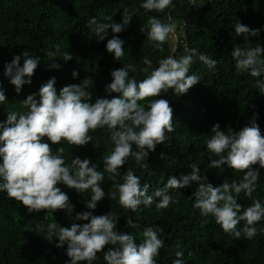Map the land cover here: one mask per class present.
Segmentation results:
<instances>
[{"label":"trees","instance_id":"trees-1","mask_svg":"<svg viewBox=\"0 0 264 264\" xmlns=\"http://www.w3.org/2000/svg\"><path fill=\"white\" fill-rule=\"evenodd\" d=\"M140 3L141 0H0V87L5 90L7 98L5 104L0 105V121L6 120L8 112H27L22 101L38 92L51 77H56L58 91L91 77L87 90L92 93L91 102L94 103L98 98L112 99L120 95L115 92L109 95L105 91L112 80V70L134 64L137 72H130L129 76H135L140 81L146 75L140 71L144 67V58L152 60L155 68L160 59L168 56L179 59L188 54L186 48L197 49L198 54L218 61L217 71H210L197 57H193L189 74L199 75L201 80L186 94L175 96L169 89L160 97H149L140 102L146 106L152 99H166L173 109L174 131L167 133L169 139L157 145L149 160L144 161L149 167L140 168L130 158L128 164L122 166L121 175L131 168L141 176L142 184H150L149 194L163 187L170 176L179 178L181 174H187L191 171V163L200 167L201 174L206 175L213 186L232 183L233 180L240 182L243 178L241 172H233L226 165L222 168L208 167L211 159L217 157H209L205 141L213 135L211 129L214 124L219 123L221 130L227 131L231 127L238 132L255 114H258L256 122L264 135V95L255 86L257 78L237 72L231 57L235 47H264V31L258 38L246 41L243 36L235 37L236 22L252 29L264 26V0H197L198 4H202L199 7L190 5L188 0H173L174 6L163 13H146L139 8ZM125 9L133 14V20L121 33L114 34L109 29L106 39L99 41L88 29L87 24L93 17L108 23L104 17L112 16L114 22L120 23ZM135 9L139 11L135 12ZM152 16H157L163 23L176 24L177 39L173 41L169 37L162 46L163 51L157 49L144 33ZM113 35L125 41V56L121 61L115 60L105 47ZM55 44L61 45L55 62L62 67L49 69L47 65L52 60L47 52L55 51L54 47L50 49ZM24 51L40 57L41 64L32 76V83L25 84L22 91L16 93L15 86L4 75L5 64ZM66 51L73 57L67 62L62 59ZM23 62L21 60V66ZM74 69L79 72L76 79L71 76ZM89 134L93 140L84 146L72 148L66 141L59 145L49 143L53 151L58 147L64 148L67 164L77 156L91 158L93 163L100 165L98 171L103 172V157L112 149L109 133L107 129H97ZM252 167L261 173L253 198L264 201V168H259L258 164ZM117 181L122 182L120 177ZM113 183L105 173L101 187L106 193L112 189ZM57 186L68 194L75 206L73 217L78 212L90 211L84 203L90 199V190L82 194L62 184ZM198 186L193 184L171 192L179 202L160 211H156L153 204L151 208L141 206L135 213L126 212L117 201H111L106 195L98 203L94 214L99 216L111 211L120 216L117 230L133 233L137 243L143 239L145 227L159 225L163 228L161 239L165 247L156 258L157 264H173L177 251L184 252L187 264H264V234L252 240L235 239L211 217L199 216V210L192 206L194 199L190 198ZM239 202L246 209L253 201L241 193ZM128 217L133 219L136 228L126 227ZM203 219H208L209 223L202 226ZM53 222L70 227L73 222L83 224L88 221H73L64 210L55 213L41 210L29 214L26 206L0 192V264H66L70 259L66 254L67 245L57 248L58 238L51 242L45 238L46 226ZM40 225H44L45 230L37 233ZM257 227L264 228V220ZM109 247L105 246V250L97 254L94 264H106L104 254Z\"/></svg>","mask_w":264,"mask_h":264},{"label":"clouds","instance_id":"clouds-1","mask_svg":"<svg viewBox=\"0 0 264 264\" xmlns=\"http://www.w3.org/2000/svg\"><path fill=\"white\" fill-rule=\"evenodd\" d=\"M188 2L196 7L202 5L197 0ZM170 6H174L173 0H141L139 8L146 13H163ZM104 19L109 22L103 23L93 17L87 24L99 41L106 39L109 29L114 34L126 30L133 14L125 9L120 23L114 22L112 16ZM148 24L149 28L144 32L147 39L163 51L162 46L175 33L176 24L163 23L157 16H152ZM261 31H264V26L252 29L241 22L235 23V37L243 36L245 41L258 38ZM124 43L118 35H113L105 47L115 60L121 61L125 56ZM51 47L55 51L47 52L52 60L47 66L60 69L62 65L55 61L59 58L61 45ZM185 51L188 54L179 59L173 56L160 59L155 68L152 60L144 58V67L140 71L146 75L140 81L129 76L130 72H137L134 64L112 70V80L105 91L109 95L113 92L120 95L112 99L98 98L94 103L91 102L92 93L87 90L91 77L80 84L64 86L59 91L55 87L56 77H51L38 92L22 101L27 112H8L6 120L0 121V192L26 206L29 214L41 210L52 213L64 210L73 221H88L83 224L73 222L70 227L56 222L47 224L45 238L49 242L58 238L57 248L67 245L66 254L70 259L66 264H94L97 254L109 245L111 247L104 254L106 264H157L156 258L165 247L161 239L163 228L159 225L145 227L143 239L137 243L133 233L117 230L120 216L111 211L99 216L94 214L106 195L111 201H117L126 212L135 213L141 206L151 208L153 204L156 211H160L179 202L171 192L198 184L190 198L194 199L192 206L199 210V216L211 217L235 239L252 240L264 234V228L257 227L264 220V201L253 198L261 173L252 166L258 164L259 168H264V135L256 122L258 114L238 132L231 127L224 131L219 123L214 124L211 129L213 135L205 141L209 157H217L211 159L208 167L222 168L226 165L233 172H241L243 178L240 182L233 180L232 183L213 186L207 176L201 174L200 167L191 163V171L187 174H181L179 178L170 176L163 187L149 194L150 184H142L141 176L131 168L121 175L122 166L128 164L130 158L140 168L149 167L144 161L149 160L157 145L169 139L166 134L174 131L173 109L166 99H152L146 106L140 102L149 97H160L169 89L175 96L186 94L201 80L199 75L189 74L193 57H197L210 71H217V60L198 54L197 49L186 48ZM231 57L237 72L257 78L255 86L264 95V47H235ZM72 58L71 53H63L65 62ZM21 60L24 61L23 66ZM40 64V57L24 51L5 64L4 75L15 86V92L20 93L25 84L32 83V76ZM71 76L76 79L79 72L74 69ZM6 101L5 90L0 87V105ZM97 129H107L112 144L110 153L103 157V172L98 171L100 165L93 163L91 158L77 156L67 164L64 148L58 147L53 151L49 143L59 145L66 141L72 148L84 146L93 140L89 133ZM105 173L114 182L107 193L101 187ZM117 177L122 182L117 181ZM161 180L163 182V177ZM58 184L82 194L90 190V199L84 201L90 211L78 212L73 217L75 206ZM241 193L253 201L246 209L239 202ZM208 223V219L201 221L202 226ZM126 227L136 228L137 225L128 217ZM44 230V225H40L37 233ZM175 256L177 259L173 264H187L183 251H177Z\"/></svg>","mask_w":264,"mask_h":264},{"label":"rangeland","instance_id":"rangeland-1","mask_svg":"<svg viewBox=\"0 0 264 264\" xmlns=\"http://www.w3.org/2000/svg\"><path fill=\"white\" fill-rule=\"evenodd\" d=\"M170 38L173 40V41H176L177 39V33H176V30H175V33L173 35H170Z\"/></svg>","mask_w":264,"mask_h":264}]
</instances>
